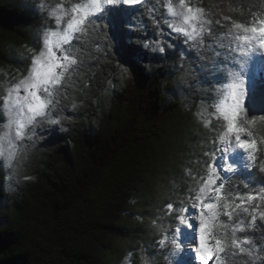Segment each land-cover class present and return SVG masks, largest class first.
<instances>
[{
    "label": "trees",
    "instance_id": "obj_1",
    "mask_svg": "<svg viewBox=\"0 0 264 264\" xmlns=\"http://www.w3.org/2000/svg\"><path fill=\"white\" fill-rule=\"evenodd\" d=\"M60 2L0 0V96L40 50L44 6ZM168 3L180 6L110 4L74 34L76 64L64 62L57 103L15 137L8 159L0 156V264H176L177 216L206 165L224 195H256L264 211V74L250 68L260 49L241 50L243 32L233 27L264 19V0H185L203 13L192 40L168 27ZM240 64L253 75L242 108L255 118L257 160L246 152L223 171L228 157L217 141L226 122L215 105L242 75ZM4 118L0 99V128ZM252 215L218 218L213 234L225 245L213 264H264L255 258L264 257V220ZM237 224L244 230L235 238L250 241L244 253L230 245Z\"/></svg>",
    "mask_w": 264,
    "mask_h": 264
},
{
    "label": "snow or ice",
    "instance_id": "obj_2",
    "mask_svg": "<svg viewBox=\"0 0 264 264\" xmlns=\"http://www.w3.org/2000/svg\"><path fill=\"white\" fill-rule=\"evenodd\" d=\"M87 3L73 4L70 9H66L61 0L57 3L51 15L55 17L56 28L47 29L43 39V49L38 54H33L31 58V66L28 69V75L21 79L12 89L15 92V99L10 101V95L5 96V104L10 102L15 108L9 109V127H14L15 137L20 140L25 129L33 123V120L43 115L57 102L52 98V89L61 85V76L67 71L68 64H76V60L71 59L68 54H64L65 50L62 45H68L73 41L74 34L83 33L89 17L92 15V9ZM111 3V0H109ZM123 3L131 5L141 3V0H122ZM180 7L183 10L178 12L171 3L166 5L167 12L173 16H182L185 26H176L169 24L168 27L177 33L183 34L188 40L200 35V29L196 27L197 21L202 20L203 13L200 8H193L185 5V0H180ZM68 17L66 27L61 28L62 18ZM233 27L240 30L244 35L237 38L243 41L257 42V47L264 51V19H257L250 25L236 23ZM147 45V42H146ZM158 49L163 52L164 48L158 43ZM57 51L61 56L57 55ZM62 70L57 74V70ZM23 90L24 96L21 98L20 91ZM46 94L47 98H43ZM243 88L240 84L232 83L228 86L225 98L215 105V110L223 118L226 131L220 137L228 140L234 137V143L237 147L245 150L249 154L250 160L256 162L258 141L255 140L251 125L255 122V118L249 119L244 115L242 108ZM76 104L73 102L71 108L75 109ZM60 119H64L63 116ZM264 119V118H261ZM56 120L52 123L58 124ZM207 177L201 180V187L198 194L193 198L192 206L197 209L196 219L198 220L197 245L194 246L196 258L200 264H209V261L216 257L225 245V240L218 238L213 234V228L221 216L227 217L229 220L240 210L246 213H253L252 220L255 221L257 214L260 220H264V211L258 210L255 205L256 195L247 194L246 196H237L235 200L231 195L223 194V185H217L213 178L216 169L206 165ZM264 170V169H262ZM27 179V177H25ZM236 201H239L238 203ZM173 207L172 203L167 204V209ZM181 222H184L181 217ZM242 225H234L232 228V238L230 245L244 253L246 249L244 245L249 244L247 238H235L237 231H243ZM179 248V244H175Z\"/></svg>",
    "mask_w": 264,
    "mask_h": 264
},
{
    "label": "rangeland",
    "instance_id": "obj_3",
    "mask_svg": "<svg viewBox=\"0 0 264 264\" xmlns=\"http://www.w3.org/2000/svg\"><path fill=\"white\" fill-rule=\"evenodd\" d=\"M41 1H46V0H41ZM122 1V0H120ZM88 0H70V4L64 5L66 9H70L73 4L77 3H87ZM57 3L55 4H46L44 6V9L46 11V14L43 13L42 15L46 17L45 20H43V24L41 25V39L42 43L40 46V50L38 53L43 49V39L45 36V32L47 29H54L56 28L55 24V17L51 15L52 11L55 9ZM178 12H182L183 10L181 7L178 6H173ZM92 16V15H91ZM68 17L62 18L61 21V28L66 27ZM169 24H174L176 26H185L183 24V19L182 16H173L169 13L168 17ZM200 21H197L196 27H200ZM244 35V33H242ZM241 46V50L245 51V48L251 47V44L253 43L254 45H257V42L253 40V42L250 41H243V40H238ZM70 43V42H69ZM62 48H64L65 53L69 55V44L68 45H62ZM250 54H253L250 53ZM57 55L61 56V53L57 51ZM252 57L251 55H249ZM250 64V62H249ZM254 65H256L257 68L261 69L262 73L264 74V51L257 50L255 57L251 61L250 68H254ZM239 69L241 70V74L238 79L234 78L235 80L232 81L231 83H237L240 84L242 82V88H243V97L245 96L247 90H248V85L250 84L251 80L253 79L252 73L249 71L247 72V69L245 70L244 64L239 65ZM60 69L57 70V74H59ZM28 75V72L20 78L16 83H14L12 86L9 87H4L2 89V94L0 96V99L3 101V107L5 111V118L2 124V127L0 128V156H2L4 159H8L9 152H10V146L15 140V129L14 127H9V109L15 108V105L12 104L11 102L9 104H5L4 98L5 96L10 95V101H13L15 99V92H12V89L15 87L16 84L19 83L21 79L26 77ZM230 82V81H229ZM228 90V89H227ZM20 96L23 98L24 93L23 90L21 89L20 91ZM43 98H47L46 94L44 95ZM243 100V99H242ZM217 149L219 151V155H226V158L228 157V161L226 164H224L223 167H219V170H226L228 171L232 166L230 164L231 160L236 159V157H241L245 155L246 151L237 147L234 143V137H230L228 140L225 139H218L217 141ZM225 157V156H224ZM229 157L231 159H229ZM224 158V159H226ZM230 160V161H229ZM225 163V162H224ZM193 202V201H192ZM192 202L190 203V206L188 209H182L180 214L177 216V225L174 230V238H173V243L174 247L173 250L175 251V258H176V264H200V261L197 260L196 254L194 252V246L197 245V235H198V220L196 219L197 215V209L192 206ZM181 217H183L184 222H181ZM175 244H179L180 247L177 248L175 247ZM209 264H213V258L209 261Z\"/></svg>",
    "mask_w": 264,
    "mask_h": 264
},
{
    "label": "clouds",
    "instance_id": "obj_4",
    "mask_svg": "<svg viewBox=\"0 0 264 264\" xmlns=\"http://www.w3.org/2000/svg\"><path fill=\"white\" fill-rule=\"evenodd\" d=\"M118 2H120V0H111V3L109 2V0H92L91 3H88V7L92 9V15H94L96 13L102 12L107 5L115 4ZM251 226H252L251 224L248 225V227ZM255 258L257 260H260L264 257L258 255Z\"/></svg>",
    "mask_w": 264,
    "mask_h": 264
}]
</instances>
